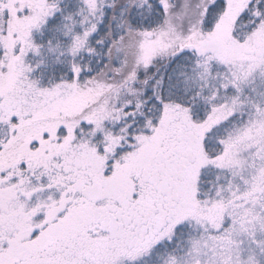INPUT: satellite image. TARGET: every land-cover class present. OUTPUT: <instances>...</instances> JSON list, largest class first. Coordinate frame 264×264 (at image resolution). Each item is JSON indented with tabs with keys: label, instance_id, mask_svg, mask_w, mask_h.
<instances>
[{
	"label": "snow or ice",
	"instance_id": "snow-or-ice-1",
	"mask_svg": "<svg viewBox=\"0 0 264 264\" xmlns=\"http://www.w3.org/2000/svg\"><path fill=\"white\" fill-rule=\"evenodd\" d=\"M0 264H264V0H0Z\"/></svg>",
	"mask_w": 264,
	"mask_h": 264
}]
</instances>
